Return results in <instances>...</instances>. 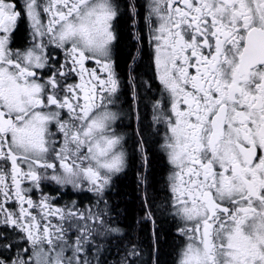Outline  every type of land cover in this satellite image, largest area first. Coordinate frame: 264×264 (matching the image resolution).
<instances>
[{
    "label": "snow or ice",
    "instance_id": "snow-or-ice-1",
    "mask_svg": "<svg viewBox=\"0 0 264 264\" xmlns=\"http://www.w3.org/2000/svg\"><path fill=\"white\" fill-rule=\"evenodd\" d=\"M0 264H264V0H0Z\"/></svg>",
    "mask_w": 264,
    "mask_h": 264
},
{
    "label": "flooded vegetation",
    "instance_id": "flooded-vegetation-1",
    "mask_svg": "<svg viewBox=\"0 0 264 264\" xmlns=\"http://www.w3.org/2000/svg\"><path fill=\"white\" fill-rule=\"evenodd\" d=\"M129 183H131V181L129 180Z\"/></svg>",
    "mask_w": 264,
    "mask_h": 264
}]
</instances>
